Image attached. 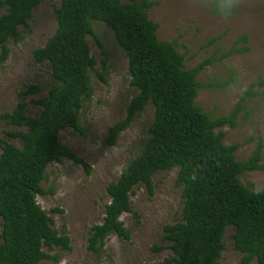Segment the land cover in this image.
<instances>
[{
	"label": "trees",
	"instance_id": "1",
	"mask_svg": "<svg viewBox=\"0 0 264 264\" xmlns=\"http://www.w3.org/2000/svg\"><path fill=\"white\" fill-rule=\"evenodd\" d=\"M46 0H0L6 12L0 16V63L10 54L8 44L24 40L22 28L31 32L34 10ZM216 13L227 0H209ZM152 0H60L56 10L57 29L47 43L32 52L36 64L47 63L52 83L47 96L37 101L38 116L28 113L26 98L42 88L27 85L18 102L0 119L18 130L0 138V264H40L58 261L47 250H71L66 227L58 231L53 220L37 203L43 194L47 167L64 159L82 165L88 175L91 165L60 140V133L73 128L86 133L80 119L84 102L92 96V71L96 60L88 38L95 36L94 23L111 28L128 56L130 85L137 89L124 120L109 128L106 145L113 146L119 135L151 104L154 119L136 157L127 162L120 177L107 186L110 201L101 223L91 227L88 250L100 257L111 235L129 240L130 231L120 220L131 212V195L138 185L154 193L153 177L178 169L176 185L182 189L183 209L179 221L165 225L162 241L173 256L159 264H219L229 226H234V245L243 264H264V188L244 186L240 176L259 165L262 142L250 159L238 161L236 145H226L219 126L237 125L243 102L255 92L248 88L227 116L212 119L197 104L198 74L211 60L185 69V56L173 43L161 41L158 26L149 18ZM240 41L246 42L243 35ZM103 48V45L101 44ZM235 51L224 54L227 57ZM106 61H104L105 63ZM61 212L62 210L56 209Z\"/></svg>",
	"mask_w": 264,
	"mask_h": 264
},
{
	"label": "rangeland",
	"instance_id": "2",
	"mask_svg": "<svg viewBox=\"0 0 264 264\" xmlns=\"http://www.w3.org/2000/svg\"><path fill=\"white\" fill-rule=\"evenodd\" d=\"M121 1L129 3L132 0ZM152 1L155 4L149 11V18L158 26V38L173 43L185 56V69L208 59L212 61L196 78L202 85L196 104L210 118L227 116L248 88L255 92L243 102L244 107L236 117L237 125L219 126L215 132L223 133L226 145L237 146L234 155L238 161L250 159L262 142L259 165L263 168L243 172L240 180L247 188L263 189L264 0H237L230 15L216 13L209 0ZM59 7L60 0L42 2L29 21L31 32L22 28L24 40L8 44L9 58L0 63V114L16 106L19 92L27 85L42 88L40 94L26 98L28 113L40 114L42 106L37 101L47 96L52 77L48 64H36L32 52L43 47L55 33ZM5 12L6 8L0 7V16ZM94 33L95 36L88 38L96 60L92 71L93 93L80 110L86 133L81 135L73 128L60 133L61 142L87 161L92 172L88 175L82 165L69 159L47 167L46 178L41 184L44 193L38 194L36 200L53 220L55 229L61 231L66 227L71 250L45 248L44 251L57 256L58 261L43 260L40 264H159L173 256L168 248L154 249L165 246L163 228L182 217V189L176 185L178 169L162 171L153 177V195L145 185L134 188L131 212L120 217L131 233L129 240L109 236L100 257L87 248L91 227L103 221L110 201L107 186L120 177L130 159L139 155L154 119V107L149 104L119 135L115 145H106L109 128L125 119L137 89L130 85L129 59L113 30L95 22ZM243 35L247 36L246 42L240 41ZM230 50L235 52L223 57ZM14 130L18 128L0 119L1 139L8 140L5 132ZM8 142L20 145L16 140ZM57 208L62 211H55ZM234 235V226H229L219 264H243V255L235 249ZM249 264H256V261Z\"/></svg>",
	"mask_w": 264,
	"mask_h": 264
},
{
	"label": "clouds",
	"instance_id": "3",
	"mask_svg": "<svg viewBox=\"0 0 264 264\" xmlns=\"http://www.w3.org/2000/svg\"><path fill=\"white\" fill-rule=\"evenodd\" d=\"M237 6V0H227V3L218 5L219 13L222 15H230L232 10Z\"/></svg>",
	"mask_w": 264,
	"mask_h": 264
}]
</instances>
